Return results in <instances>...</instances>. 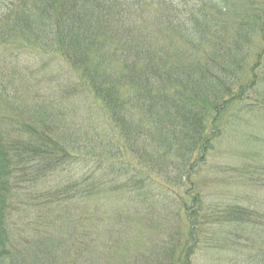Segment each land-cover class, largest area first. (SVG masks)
<instances>
[{
  "label": "trees",
  "instance_id": "obj_1",
  "mask_svg": "<svg viewBox=\"0 0 264 264\" xmlns=\"http://www.w3.org/2000/svg\"><path fill=\"white\" fill-rule=\"evenodd\" d=\"M143 1L0 0V264H28L31 258L48 259L58 251L54 240L63 243L74 239L71 231L63 238L57 237L53 230L51 235L41 232L28 236L23 243L11 236L9 225L15 223L8 209H15L18 199L27 192H37L35 188L41 176L47 179L70 168V163L80 162L85 170L83 174L89 177L94 172L92 168L106 165L114 172L130 175L128 183L142 184L137 190L145 191L143 203L155 198L156 202L160 199L166 204L168 196L180 195L169 189L160 175L143 174L171 168L177 171L181 185L189 186L193 182L191 171L198 160L204 161L217 141L234 134L227 127L238 121L242 123L249 112L254 115L261 112L264 116V100L254 99L259 93L249 85L251 80L239 82L235 70L224 65L226 59L237 54V43L247 34L248 23H235L233 31L226 35L218 23L217 11L201 6L206 2L196 6L193 2L186 8L178 2L172 3L177 7L170 5L168 10L164 7L162 21H167L184 43L197 47L212 38L219 44L202 63L181 62L175 66L166 63L163 57L155 60L150 56L147 40L136 32L138 25L132 20L133 14ZM248 1L247 10L264 29V11L259 0ZM211 3L220 12L235 7L230 0ZM15 31L24 35L30 32L38 41L33 46L26 40L19 45L11 42L8 39ZM100 42L106 48L116 44V50L126 61L140 60L126 66L124 73L128 75L119 81V89L115 84L118 81L102 80L107 79L103 77L106 75L95 76L89 67L91 58L100 55L97 47ZM7 54L15 61L29 62L31 66L27 69L38 64L37 72L52 68L56 77L60 71L64 72L69 80L64 79L60 84L61 92L86 94L88 103L81 109L87 119L100 115V121L90 123L94 132L84 136L81 142L78 131H72L78 116L61 108L57 111L54 107L34 108L30 100L42 90V83L36 77L20 73L6 58ZM150 57L153 62L149 64L145 61ZM11 69L9 74L3 71ZM78 69H83L82 74H78ZM112 75L115 78L116 74ZM128 76L132 79L128 80ZM28 94L29 98L24 100ZM6 103L10 108H6ZM43 125L51 131L57 125L62 130L61 140L52 139L50 131L38 129ZM96 147H102L98 154L93 151ZM124 174L121 175L126 178ZM100 175L105 178L104 172ZM86 183L80 180L75 184L69 180L55 184L50 195L59 204L66 203V199H77L78 195L88 200L94 186ZM251 187L257 189L253 184ZM231 200L213 205L199 201L189 208L188 225H184L185 243L182 242L184 234L178 232L166 249L170 264H194L193 248L201 244L226 252L219 264H264V209L260 208V201L244 195L240 200ZM83 204L87 207V201ZM183 210L181 205L168 215L179 218ZM195 210L201 213L193 216ZM148 212L152 214L151 210ZM80 217H85L90 225L97 224L89 208L87 213L68 212L60 219L82 225Z\"/></svg>",
  "mask_w": 264,
  "mask_h": 264
},
{
  "label": "rangeland",
  "instance_id": "obj_2",
  "mask_svg": "<svg viewBox=\"0 0 264 264\" xmlns=\"http://www.w3.org/2000/svg\"><path fill=\"white\" fill-rule=\"evenodd\" d=\"M201 1H143L140 7L134 11L132 20L138 25L136 32L147 40L150 56L155 57V60L163 57L166 63L175 66L181 62L202 63L208 57L209 52L219 44L212 38H208L197 47L184 43L172 31L173 27L170 28L167 21H162L161 13L165 11L164 7L167 10L170 5L171 8L177 7L172 4L176 2L181 3L185 8L193 5V2H195V6L198 3L206 2L201 6L208 11H217L218 23L225 29L226 35L233 31L235 23H248L247 34L241 37L237 43V45L239 44L237 54L226 59L224 65L235 70L234 74L239 82L248 83L251 80L249 85H252L253 89L259 93L254 99L262 97L261 99L264 100V50L262 49L264 29L260 28L262 23L259 24V21L254 19L250 11L247 10L249 1L230 0L235 3L234 9L223 12H220L211 3L214 0ZM258 2L260 9L264 11V0ZM11 34L13 36L8 40L18 45L23 44L26 40L32 42L33 46L38 41H36L35 35L30 32L27 35L17 31ZM97 47H99L100 55L91 58L90 66L88 62V66L93 69L92 73L95 76L101 75V73L106 75L103 77L107 79L101 78L102 80L118 81L115 84L118 85V89L121 88L119 81L128 75L124 73L126 66L129 63L133 65L140 60L126 61L116 50V44L106 48V44L100 42ZM152 57L149 61L143 60L150 64L153 62ZM6 58L14 64V68L18 69L20 73L31 78L36 77L35 80L42 83V90L33 95L34 100H30L31 105L34 102V108L36 106L50 107V109L54 107L56 111L61 108L63 112L66 110L74 117L78 116L77 126H72L74 128L72 131H78L81 142L84 136L94 132L90 123L94 124V122L100 121L101 117L98 115L97 118L87 119L86 112L83 110L88 103L86 94L61 92L60 84L64 79L69 80L64 72L60 71V75L56 77V72L52 68L44 72H37L38 64H34L32 69H27L31 66L29 62L20 61V59L15 61L9 54ZM3 71L9 74L12 69ZM77 72L82 74L83 69H78ZM112 73L116 74L115 78L112 77ZM131 79L132 76H128V80ZM86 84L89 85L88 82ZM89 96L92 97L91 94ZM28 98L29 94L24 100ZM6 108H10L9 103H6ZM8 113L14 114L12 111H8ZM242 116L245 115L242 114ZM38 129L46 133L50 131L52 139L61 140L62 130L57 125L56 127L52 126V131L49 130V126L45 127L44 125ZM227 129L234 134H227L222 138V141H217L212 152L209 155L206 154L204 161L198 160L196 168L191 171L194 172L190 175V180L193 182L189 186H182V182L180 183L177 177V171L171 168L157 172L149 170L143 174L147 177L152 174L160 175V179L166 181L168 188L176 190L177 195H180L175 198L168 196L165 199L166 204L160 199L156 202L155 198H148V201L143 203L142 195L145 191L137 190L142 184L128 183L127 178H131L130 175L114 172L104 165L96 170L92 168L94 172L87 177L83 174L85 170L80 162L78 164L70 163V168L65 171L54 173L47 179L41 176L40 182L35 188L37 192H27L26 195H22L18 199V206L15 209H8L9 216L15 223V225H9L10 234L13 237H18L23 243L26 237L35 236L41 232H49L51 235L53 230L57 237L62 236L63 238L67 232H72L74 239L63 243L59 239L54 240V247L58 251L53 252L48 259L34 261L31 258L28 264H170V254L166 249H169V244L174 241L172 237L178 232L184 234L182 242L185 243L187 235L184 225H188L187 214L191 211L189 208L194 207L197 202L202 201L213 205L221 201H228V199L237 201L244 195L250 196L252 200L260 201V208L264 209V116L261 112H258L257 115L249 112L242 123L238 121ZM63 134L66 135L64 131ZM95 142L98 144V141ZM75 146L77 147L78 144ZM100 149L102 147H96L93 151L98 154ZM100 154L104 156L102 151ZM68 160L70 159L68 158ZM149 168L151 167L149 166ZM51 172L52 170H49V173ZM101 172H104L105 178L101 177ZM121 174H124L126 178ZM109 175L112 176V179H108ZM69 180L75 184L84 180L87 182L86 185L94 186L93 193L88 200H84V196L78 195L77 199H66V203H54L55 198L50 195L54 190V185ZM252 184L257 189H252ZM132 185L136 188L130 187ZM83 201H87V207H83ZM181 205L184 207L181 217L176 218L168 215ZM87 208L97 220L96 225H90L85 217H80L82 225H73L68 220L60 219L68 212L87 213ZM148 210H151L152 214ZM198 213L201 211H193V216ZM191 239L190 241H194ZM76 240L78 243H75ZM202 245L193 248L194 254L191 257L194 264H219L224 259V254H226L224 250L204 245L203 248ZM183 247H187V244H183ZM185 256H187L186 253H184Z\"/></svg>",
  "mask_w": 264,
  "mask_h": 264
}]
</instances>
